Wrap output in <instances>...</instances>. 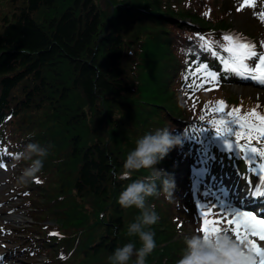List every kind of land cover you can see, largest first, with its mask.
Returning a JSON list of instances; mask_svg holds the SVG:
<instances>
[{
	"label": "trees",
	"instance_id": "trees-1",
	"mask_svg": "<svg viewBox=\"0 0 264 264\" xmlns=\"http://www.w3.org/2000/svg\"><path fill=\"white\" fill-rule=\"evenodd\" d=\"M118 1L21 0L9 18L0 20V161L17 163V153L28 143L48 150L36 178L16 188L23 190L29 206L38 203L29 211L35 225L29 229H36L37 236L25 245L44 253L50 264H109L116 248L130 241L140 246L137 238L126 235L139 210L124 209L117 200L127 184L151 174L149 169L130 175L123 170L126 143L135 146L138 138L162 128L150 127L147 118L169 123L177 143L155 168L171 172L180 158L184 160L190 198L205 191L196 178L199 173L205 181L208 173L217 171L237 172L243 178L248 173L255 186L262 185V180L255 184L258 176L252 165L264 170V139L253 135L247 141L257 148L259 158L246 159L245 152L225 147L226 138L215 135L216 125L204 123L206 113L189 116L167 107L162 92L175 72L186 91L205 81L263 86L228 72L209 76L225 67L218 57L231 60L224 47L238 54L234 45L240 41H226L204 24L199 0ZM119 16L129 17L132 25L143 18L158 22L152 31L144 30L142 39L150 45L147 55L143 49L141 56L131 58L132 43L124 38ZM163 46L166 52L157 55L155 49ZM172 52L180 62L173 60ZM259 52L264 55V45ZM202 75L210 80H200ZM116 111L120 116H113ZM87 112L93 115L91 126ZM164 195L158 200L166 199ZM46 217L58 226L43 223ZM158 223L151 226L156 248L146 264H172Z\"/></svg>",
	"mask_w": 264,
	"mask_h": 264
},
{
	"label": "rangeland",
	"instance_id": "rangeland-1",
	"mask_svg": "<svg viewBox=\"0 0 264 264\" xmlns=\"http://www.w3.org/2000/svg\"><path fill=\"white\" fill-rule=\"evenodd\" d=\"M236 4L231 0H199V10L203 18L204 24L208 25L210 29L215 30L221 36L224 35L240 37L238 41L245 42L249 45L253 51L259 54V50L264 45V0H252L251 4L242 8L241 11H237L242 4V0H235ZM21 0H0V20L2 17L9 18V13L13 12L17 6H19ZM118 2H125L120 0ZM253 3V4H252ZM104 5V2H101ZM122 5V4H121ZM251 6V7H250ZM261 12H263L261 14ZM207 13V15H204ZM122 27L124 29V38L128 43H132L129 51L131 52V58L134 56H141L144 49V56L147 55V50L150 45L145 42V31L148 33L157 27L158 22L143 18L140 24L132 25L127 16H119ZM223 23L222 28H215L217 24ZM145 30V31H144ZM135 40V41H134ZM134 41V43H133ZM157 55H161L166 52L165 46L161 50H156ZM173 60L179 61V57L175 52H172ZM183 61L181 60V65ZM209 78L202 75L200 80H208ZM210 80V79H209ZM211 81H205V83L198 84L193 91L185 90L179 84V78L176 77V72L168 80V85L163 86L162 92L164 94L165 105L177 109L180 113L187 114L189 116H197L199 113H206V121L204 123H211L212 121H220L223 119H230L224 114L232 109H240L239 113L235 115L243 116L245 113L255 110L260 115H264V88L255 87L253 85L241 84L235 81L222 80L218 82L210 83ZM162 106H164L162 104ZM85 108V107H84ZM223 109V111H220ZM86 110V109H85ZM123 110V109H122ZM263 112V113H260ZM208 112V115H207ZM86 123L91 126L93 124V115L87 112ZM114 117L120 116V113L116 111ZM167 118V116H164ZM156 119V118H155ZM251 119V118H249ZM125 124L128 121L125 120ZM101 124V121H100ZM146 124L150 127L158 126L162 128H168L169 123L167 121H154L149 118L146 119ZM135 132H131L133 137ZM128 151H131L135 146L134 144H127ZM176 156V155H174ZM3 167H0V258H3V264H50L51 261L46 260L42 253H34L25 243H29L33 238L36 229H29L32 224L33 218L29 211L35 209V204L29 206L27 198L23 195V190L16 188V186L23 184L19 182V176L21 175L22 166L24 161L15 162L13 165L9 161H0ZM184 160H178L177 165L174 166L173 171H164L161 168H156L161 171L162 174L170 173L174 174L175 189L172 196H166V199L158 200L157 196L148 197L146 202L156 208L157 214H159V230L165 235L164 245L170 250L168 251L172 256V264H176V261L180 258L182 250L184 248V237L191 235L194 232L203 234L200 229L203 227V220L209 219L213 221H219L218 224L212 225L213 227H219L220 229L233 228L235 224L229 225L228 220L233 219L230 213H220L217 208H205L201 206L200 211H208L207 217H202L198 214L196 209V200H204L206 197L210 199L223 198L226 201H233L235 205L240 206L242 210L251 211L257 215V218L264 217V214L254 212L252 207L244 204L242 195L229 193L228 183L222 184L216 177L214 183L210 182L206 191L201 192L191 199L187 193V185L185 182V164ZM124 170V169H123ZM218 173V172H217ZM222 175L224 172L221 173ZM211 176V175H209ZM198 178L201 180V174H198ZM214 178L211 176V179ZM219 182V183H218ZM19 187V186H18ZM41 192L43 190H40ZM120 192V190L118 189ZM231 192V190H230ZM162 194V192H160ZM159 193V194H160ZM38 197L41 194H36ZM165 196V195H164ZM224 196V197H223ZM90 197V196H89ZM163 197V196H162ZM91 198V197H90ZM93 200V198H91ZM174 199V200H170ZM246 200V199H245ZM246 203V202H245ZM163 205L161 211L157 208ZM257 209V208H254ZM19 215V217L17 216ZM18 217L20 220H18ZM43 223L48 225L58 226L54 219L46 217L43 219ZM244 231L243 228L240 229ZM51 234L54 232L49 230ZM231 233V232H230ZM235 240L236 237L230 234ZM247 240L254 241L258 247L264 249V241H261L259 237L249 234L245 239V243L242 245L246 251L250 252L256 257L250 248L247 247ZM125 243V242H124ZM170 260V259H169ZM135 263V256L129 261V264Z\"/></svg>",
	"mask_w": 264,
	"mask_h": 264
},
{
	"label": "clouds",
	"instance_id": "clouds-1",
	"mask_svg": "<svg viewBox=\"0 0 264 264\" xmlns=\"http://www.w3.org/2000/svg\"><path fill=\"white\" fill-rule=\"evenodd\" d=\"M177 143L167 128L148 132L138 138L135 147L129 151L123 163L125 173L149 169L151 174L141 180L127 184L119 193L117 203L124 209L135 207L139 214L127 226L126 235L137 238L139 247L134 241L125 243L115 249L108 257L109 264H129L135 256V264H146L148 257L156 248L155 233L151 226L159 220L154 206L147 204L148 197L163 192L171 197L175 189V180L170 175L162 174L155 165L164 159L170 149ZM48 150L37 143H28L17 153V161L27 162L21 170L19 182L27 184L35 179L43 168ZM159 182V184L157 183ZM184 248L176 264H253L251 253L224 230L209 235L194 232L184 237Z\"/></svg>",
	"mask_w": 264,
	"mask_h": 264
},
{
	"label": "snow or ice",
	"instance_id": "snow-or-ice-1",
	"mask_svg": "<svg viewBox=\"0 0 264 264\" xmlns=\"http://www.w3.org/2000/svg\"><path fill=\"white\" fill-rule=\"evenodd\" d=\"M252 0H242V4L237 11H241L243 7L250 5ZM204 15H207L205 13ZM264 15V14H262ZM226 41H232L234 39H239V37H230L225 35L223 37ZM234 47L237 49L238 54L233 53V47L225 46L223 51L231 54V60L225 59L223 56L218 57L219 60H222L225 67L221 69L219 73L210 71V77L222 76L224 72L243 75L245 79H251L253 81H260L264 83V55H258L255 51H251L250 47L245 42H240L235 44ZM257 60L259 63H257ZM199 69H197V72ZM220 111H223L221 109ZM240 109H232L227 111L224 115L230 117V119H221L220 121H212L215 127V135L223 136L226 139L224 140L225 147L229 151H235L236 153L243 151L245 152L246 159L254 160L258 159L259 155L257 154V148L252 147L248 140H250L253 135L259 139H264V115H260L255 110L245 113L243 116L235 115L239 113ZM251 118V120L249 119ZM203 120V116H201ZM226 125V127H224ZM235 126V127H234ZM239 129V130H238ZM205 128L201 129L204 131ZM235 139H232V137ZM245 141L240 143L239 141ZM260 154H264L262 151ZM0 167H3V164L0 163ZM264 180V176L254 177V182L256 185H259L260 181ZM37 183L40 181L37 180ZM247 191L242 198L250 199L256 197H264V191L257 192L254 187L253 181H248ZM196 207L198 211L201 209V206L205 208H217L220 213H230L233 219L227 221L229 225L235 224L233 228H225L224 231L231 232L235 237L236 241L243 245L245 239L249 234L252 236H257L261 241H264V217L257 218V215L251 211L242 210L240 206L235 205L233 201H226L221 198H205L204 200L197 199ZM202 217H207L209 215L208 211H200ZM219 221H213L209 219L203 220V227L200 231L204 234L205 238L209 235H214L220 232L222 229L219 227H213L212 225L218 224ZM243 228L244 231L241 232L240 229ZM247 247L250 248L252 253L258 257V260H254L253 264H264V249H261L257 244L252 240H247ZM0 264H3V258H0Z\"/></svg>",
	"mask_w": 264,
	"mask_h": 264
},
{
	"label": "bare ground",
	"instance_id": "bare-ground-1",
	"mask_svg": "<svg viewBox=\"0 0 264 264\" xmlns=\"http://www.w3.org/2000/svg\"><path fill=\"white\" fill-rule=\"evenodd\" d=\"M18 217H19V215H17ZM18 217H16L18 220H20ZM43 255H44V253H42ZM45 256V255H44ZM252 257H253V255H252ZM254 258V257H253Z\"/></svg>",
	"mask_w": 264,
	"mask_h": 264
},
{
	"label": "water",
	"instance_id": "water-1",
	"mask_svg": "<svg viewBox=\"0 0 264 264\" xmlns=\"http://www.w3.org/2000/svg\"><path fill=\"white\" fill-rule=\"evenodd\" d=\"M135 264V263H134Z\"/></svg>",
	"mask_w": 264,
	"mask_h": 264
}]
</instances>
